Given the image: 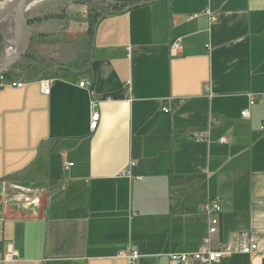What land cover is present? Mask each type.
Masks as SVG:
<instances>
[{"label":"crops","instance_id":"crops-1","mask_svg":"<svg viewBox=\"0 0 264 264\" xmlns=\"http://www.w3.org/2000/svg\"><path fill=\"white\" fill-rule=\"evenodd\" d=\"M29 9L39 76L0 88L9 264H170L201 247L212 200L216 239L258 246L216 264H264V0H158L91 28L82 3Z\"/></svg>","mask_w":264,"mask_h":264},{"label":"built area","instance_id":"built-area-1","mask_svg":"<svg viewBox=\"0 0 264 264\" xmlns=\"http://www.w3.org/2000/svg\"><path fill=\"white\" fill-rule=\"evenodd\" d=\"M210 14V13H208ZM211 20L216 21L215 17H211ZM180 44L175 43L172 46V50L175 52L179 50ZM2 78V77H1ZM0 78V79H1ZM6 83H0V88H2ZM13 86L21 87L23 83H10ZM50 82L43 80L41 81V86L45 94L50 92ZM81 87L87 86L85 83L80 84ZM264 101V95L262 96ZM255 105V100H251L250 106ZM91 122L90 129L95 131L98 128L100 113L98 111V105L96 102H91ZM243 117L249 115V111H244L241 114ZM223 143L226 140L222 141ZM73 164L66 165L67 168L72 167ZM135 163L131 164V167H134ZM130 175L129 172L126 173ZM203 212L205 213L208 220V232L207 236L203 240L201 247L194 252L188 253H172L169 255L170 264H216L217 262L229 258L235 255H254L258 252V246L250 240L247 235H241L235 238L231 242L223 243L216 239L219 233V215L221 213V207L217 201H209L206 205L203 206ZM3 213L0 211V240L3 235ZM119 257H124L131 264L136 262L139 258V253L137 251L131 252H121ZM18 259V253L14 251L11 246H8L4 252L0 251V264H9L13 263Z\"/></svg>","mask_w":264,"mask_h":264},{"label":"rangeland","instance_id":"rangeland-1","mask_svg":"<svg viewBox=\"0 0 264 264\" xmlns=\"http://www.w3.org/2000/svg\"><path fill=\"white\" fill-rule=\"evenodd\" d=\"M52 2H60V3H66V4H85L89 8L88 15H87V22L90 24V28L92 27L93 23L97 18L100 16L111 14L114 11H117L121 8L123 3H118L120 0H51ZM51 3V2H50ZM35 9H29L27 11V15L29 16L32 11ZM11 25L9 22L7 23V29H10ZM0 37H2L0 35ZM7 44L5 46V49L7 48ZM86 47V45H85ZM4 49V50H5ZM6 50L1 55H5ZM34 58L33 52L31 50L28 51V53L24 56V58L13 68H11L8 72H6V75L4 77H0V83H8L12 82V80L22 78L23 81L32 80L33 78H36L37 70L35 69L34 65L32 64ZM59 69L52 71L50 73L51 75H55V71H58Z\"/></svg>","mask_w":264,"mask_h":264},{"label":"water","instance_id":"water-1","mask_svg":"<svg viewBox=\"0 0 264 264\" xmlns=\"http://www.w3.org/2000/svg\"><path fill=\"white\" fill-rule=\"evenodd\" d=\"M34 1L36 0H9L0 8V23L7 26L9 20L18 19L21 30V40L15 53L9 59H6V57L0 58V77L17 65L28 53L32 40V31L27 17V6ZM0 35L2 36L5 45H8L5 33L0 31Z\"/></svg>","mask_w":264,"mask_h":264},{"label":"bare ground","instance_id":"bare-ground-1","mask_svg":"<svg viewBox=\"0 0 264 264\" xmlns=\"http://www.w3.org/2000/svg\"><path fill=\"white\" fill-rule=\"evenodd\" d=\"M47 1V0H36L34 2H31L28 4L27 9L29 10L30 7L36 5V4H41L42 2ZM9 24L11 25L10 29H7V26L5 24L3 25L0 23V31L5 33L6 38L8 40V46L6 48V52L4 57L6 59H9L12 57V55L15 53V50L21 40V30H20V24L18 19L17 20H9Z\"/></svg>","mask_w":264,"mask_h":264},{"label":"trees","instance_id":"trees-1","mask_svg":"<svg viewBox=\"0 0 264 264\" xmlns=\"http://www.w3.org/2000/svg\"><path fill=\"white\" fill-rule=\"evenodd\" d=\"M158 0H120L118 3H123V5L121 6V8L117 11H114L112 13H117V12H121V11H125V10H131L134 8H138L140 6H144V5H148L150 3L156 2ZM3 48V39L2 37H0V53L2 51ZM5 74L2 75V77H4Z\"/></svg>","mask_w":264,"mask_h":264}]
</instances>
